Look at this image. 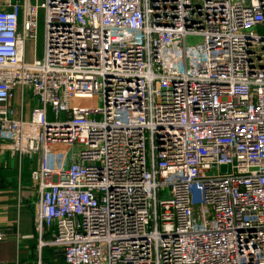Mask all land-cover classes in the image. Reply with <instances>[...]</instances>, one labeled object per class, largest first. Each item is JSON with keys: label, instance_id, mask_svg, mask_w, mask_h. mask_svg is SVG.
Returning a JSON list of instances; mask_svg holds the SVG:
<instances>
[{"label": "built area", "instance_id": "obj_1", "mask_svg": "<svg viewBox=\"0 0 264 264\" xmlns=\"http://www.w3.org/2000/svg\"><path fill=\"white\" fill-rule=\"evenodd\" d=\"M1 142L66 264H264V0H0Z\"/></svg>", "mask_w": 264, "mask_h": 264}, {"label": "crops", "instance_id": "obj_2", "mask_svg": "<svg viewBox=\"0 0 264 264\" xmlns=\"http://www.w3.org/2000/svg\"><path fill=\"white\" fill-rule=\"evenodd\" d=\"M34 103L32 100L31 106ZM24 156L9 142L0 143V233L4 234L0 264H66L60 250L41 244L51 239L52 229L43 226L40 232L35 226L38 194L31 186L29 171L36 165V157Z\"/></svg>", "mask_w": 264, "mask_h": 264}, {"label": "rangeland", "instance_id": "obj_3", "mask_svg": "<svg viewBox=\"0 0 264 264\" xmlns=\"http://www.w3.org/2000/svg\"><path fill=\"white\" fill-rule=\"evenodd\" d=\"M32 3H36V4H40L42 1L44 0H31ZM38 30H37V38L35 40L34 43H30L27 42L26 43V58L27 60H31V58L33 57V55L39 59L41 58L42 54H43V35H44V12L42 8H39L38 10ZM187 41L188 42H193V43H197V42H201L200 38H192V37H187ZM30 95L31 93L29 91L26 90L25 93V101L26 104L24 105V111H23V115L24 117L29 115V111H30V107H31V102L32 100H30ZM29 102V103H28ZM78 104L80 105H85V106H90V107H96L98 105H101V100L100 97L98 96H93V98L91 99H87V100H83L78 102ZM24 158H26V156H24ZM23 166H25V161Z\"/></svg>", "mask_w": 264, "mask_h": 264}, {"label": "water", "instance_id": "obj_4", "mask_svg": "<svg viewBox=\"0 0 264 264\" xmlns=\"http://www.w3.org/2000/svg\"><path fill=\"white\" fill-rule=\"evenodd\" d=\"M221 169H222V170H224V169H225V166H224V165H222V166H221Z\"/></svg>", "mask_w": 264, "mask_h": 264}, {"label": "trees", "instance_id": "obj_5", "mask_svg": "<svg viewBox=\"0 0 264 264\" xmlns=\"http://www.w3.org/2000/svg\"><path fill=\"white\" fill-rule=\"evenodd\" d=\"M61 252V251H60ZM62 254V253H61Z\"/></svg>", "mask_w": 264, "mask_h": 264}]
</instances>
